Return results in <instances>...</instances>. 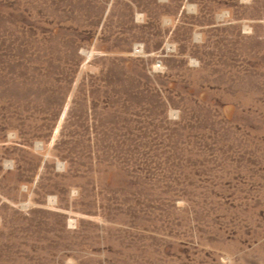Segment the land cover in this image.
<instances>
[{
    "label": "rangeland",
    "instance_id": "374dc122",
    "mask_svg": "<svg viewBox=\"0 0 264 264\" xmlns=\"http://www.w3.org/2000/svg\"><path fill=\"white\" fill-rule=\"evenodd\" d=\"M0 264H264V0H0Z\"/></svg>",
    "mask_w": 264,
    "mask_h": 264
}]
</instances>
